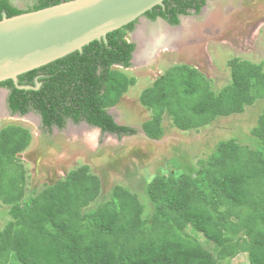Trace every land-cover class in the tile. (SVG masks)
<instances>
[{"label": "trees", "instance_id": "1", "mask_svg": "<svg viewBox=\"0 0 264 264\" xmlns=\"http://www.w3.org/2000/svg\"><path fill=\"white\" fill-rule=\"evenodd\" d=\"M70 0H36L20 10L0 0L8 17ZM206 0H165L145 13L177 26L180 16L198 15ZM136 21L107 35L108 45L94 41L44 67L19 76L38 91L15 88L11 80L9 108L21 115L34 111L46 127L63 128L65 119L85 120L119 138L137 131L118 125L109 108L136 83L115 66H131L134 43L128 34ZM230 83L215 91L197 69L174 65L139 96L151 114L142 130L151 140L163 137V118L179 131L198 130L217 118L242 114L264 99L262 64L233 58ZM250 145L221 141L193 172L157 174L145 188L150 214L136 194L115 185L104 200L103 182L87 165L62 179L26 194V175L17 155L31 144L19 125L0 129V202L8 219L0 228V264H230L246 255L248 264H264V108L251 129ZM92 205V207H90ZM216 246L213 253L191 234Z\"/></svg>", "mask_w": 264, "mask_h": 264}, {"label": "rangeland", "instance_id": "2", "mask_svg": "<svg viewBox=\"0 0 264 264\" xmlns=\"http://www.w3.org/2000/svg\"><path fill=\"white\" fill-rule=\"evenodd\" d=\"M35 1L11 0V3L26 8ZM185 20L189 23L186 27L168 29L175 35L163 40L160 49L149 58L134 59V64L127 69L118 68L136 83L110 112L119 124L134 128L136 135L117 138L87 127L78 128L80 132L76 133L55 130L53 134H46L35 121L26 123L25 118H0V129L15 124L31 134L30 146L17 155L25 170L27 196L62 179L71 169L87 165L103 182L97 204L106 198L113 186L121 185L137 195L148 215L152 206L145 188L157 174L193 172L199 167V161H205L221 141L234 139L250 145V131L264 108V99L246 107L242 114L217 118L198 130L179 131L165 116L160 140L149 139L142 130V124L150 120L151 114L141 106L139 96L174 65L197 69L215 91L230 83L228 62L233 58L262 64L264 70V0H207L200 14L190 15ZM144 24L147 32L151 30L149 33L154 35L159 34L155 27H163L159 22ZM6 212L7 208L0 202V228L8 219ZM189 232L206 249L216 252V246L201 234ZM230 264H248V258L241 254Z\"/></svg>", "mask_w": 264, "mask_h": 264}, {"label": "water", "instance_id": "3", "mask_svg": "<svg viewBox=\"0 0 264 264\" xmlns=\"http://www.w3.org/2000/svg\"><path fill=\"white\" fill-rule=\"evenodd\" d=\"M164 1L70 0L11 17L3 11L0 20V83L11 80L17 89L37 90L40 83L36 81L35 88L20 85L19 76L74 52L82 53L84 47L94 41L107 46L109 33L135 21L148 23L145 13L156 6L164 7ZM187 17L180 16L177 26L169 25L162 18L156 22L164 24L167 29L177 30ZM134 33L130 39L136 44L132 63L139 47Z\"/></svg>", "mask_w": 264, "mask_h": 264}, {"label": "flooded vegetation", "instance_id": "4", "mask_svg": "<svg viewBox=\"0 0 264 264\" xmlns=\"http://www.w3.org/2000/svg\"><path fill=\"white\" fill-rule=\"evenodd\" d=\"M8 2L12 5V6H14V7H16V8H18V9H20V10H25V9H27L28 7H31V6H33V4L34 3H32L31 5H29V6H27L26 8H19L18 6H16V5H13L12 3H11V0H8ZM3 12V11H2ZM1 12V13H2ZM201 13V12H200ZM146 18V17H145ZM148 19V18H147ZM158 19V18H157ZM156 19V20H157ZM149 20V19H148ZM156 20H154V21H152V20H149L148 21V23L149 24H151V23H154V22H156ZM138 21H136V24H135V26H134V30L132 31V32H130L128 35H130L131 34V38H132V34L136 31V29H137V26H138ZM147 24V23H146ZM163 26L165 27V25L163 24ZM158 27V26H157ZM157 27H155V28H157ZM153 30H155L154 28H153ZM155 33H157V32H155ZM129 41H130V39H128ZM131 42V41H130ZM133 43V42H132ZM134 45H135V47H136V44L134 43ZM157 48V47H156ZM156 48H154L153 49V51L151 52V54H150V56L153 54V53H155L156 51H155V49ZM138 51V50H137ZM158 51V50H157ZM144 54V53H143ZM145 56V55H144ZM144 56H143V58H144ZM131 62V61H130ZM132 64H134V63H132L131 62V66H132ZM130 66V67H131ZM115 68H121V69H124V68H122L121 66H115ZM127 69V68H126ZM46 77V75H44V74H38V75H36L35 77H34V79H33V84H25V85H30V86H32V87H36V85H35V82L37 81L38 83H40V87L37 89V90H24V91H38V90H40V88L42 87V85H43V79ZM10 90L9 89H7V88H4V87H0V100L2 101L1 103H0V118H3V117H9V118H12V117H16V118H18V119H22V118H25V120H23L24 122H32V121H35L34 123L35 124H37V127L38 128H40V130H42L44 133H46V134H50V133H54V131L56 130L57 132H59V133H64V132H70V133H76V132H80V130H78V128H90V129H97L99 132H100V134L101 135H106L107 133H103V132H101V130L99 129V128H97V127H93V126H90L85 120H82V121H80L79 123H74L73 122V120L72 119H70V118H67V119H65V123H64V127L63 128H58L55 124L54 125H52L50 128H48V127H46L45 125H44V123H43V120H42V117L38 114V113H36V112H34V111H29L28 113H26V114H24V115H21L20 113H18V112H12L11 111V109L9 108V104H8V97H9V94H10ZM112 108H109L108 110H107V113L109 114V115H111L112 117H113V115L111 114V112H110V110H111ZM30 116H32V117H30ZM36 118V119H34V117ZM31 119H30V118ZM33 119V120H32ZM113 119H114V122L116 123V124H118V125H122V126H127V125H123V124H119L117 121H116V119L113 117ZM13 125H15V124H13ZM22 127V126H21ZM128 127H130V126H128ZM24 128V127H23ZM25 129V128H24ZM109 135H114L115 137H117V138H119L117 135H115V134H111V133H108ZM107 134V135H108ZM123 137H125V136H123ZM120 138H122V137H120Z\"/></svg>", "mask_w": 264, "mask_h": 264}, {"label": "bare ground", "instance_id": "5", "mask_svg": "<svg viewBox=\"0 0 264 264\" xmlns=\"http://www.w3.org/2000/svg\"><path fill=\"white\" fill-rule=\"evenodd\" d=\"M188 24L189 23L186 20H183V24H182L183 27H186V25ZM145 26H146L145 24H140V26L138 27V31L134 35V38L138 42V46H139L138 51L136 52L134 56L135 60L137 59L139 60L141 58L142 60H145L149 58L153 49L156 47L159 48L163 40H170V38H172V35L173 36L175 35L174 31L170 32V30L166 29L164 26L163 27L158 26L157 31L159 32V34L154 35V33L153 34L149 33L151 30L147 32V29L145 28ZM1 102L2 101L0 100V103Z\"/></svg>", "mask_w": 264, "mask_h": 264}]
</instances>
